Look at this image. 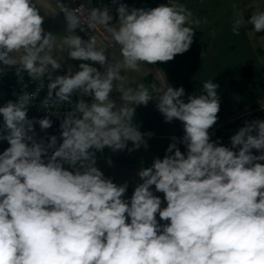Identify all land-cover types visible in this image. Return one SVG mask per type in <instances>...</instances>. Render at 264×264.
<instances>
[{
    "label": "clouds",
    "instance_id": "clouds-1",
    "mask_svg": "<svg viewBox=\"0 0 264 264\" xmlns=\"http://www.w3.org/2000/svg\"><path fill=\"white\" fill-rule=\"evenodd\" d=\"M56 3L63 35L45 30L34 0H0V75L15 68L38 82L0 106V142L8 144L0 152V264H264V119L245 121L224 146L209 132L220 111L213 80L186 101L183 86L133 87L125 75L188 51L201 19L178 0L151 8L112 0L115 19L90 0ZM246 23L264 32V11L247 21L237 13L233 34ZM77 30L94 34L83 39ZM67 60L80 63L65 70ZM45 81L46 115L30 118ZM150 101L184 134L140 168L126 198L128 182L107 178L96 154L138 150L153 134L142 133L134 116ZM52 116L62 117L59 139L38 138L35 126L52 128Z\"/></svg>",
    "mask_w": 264,
    "mask_h": 264
},
{
    "label": "crops",
    "instance_id": "crops-1",
    "mask_svg": "<svg viewBox=\"0 0 264 264\" xmlns=\"http://www.w3.org/2000/svg\"><path fill=\"white\" fill-rule=\"evenodd\" d=\"M49 1L54 5L51 0H34V3L47 9L50 8ZM120 2L136 8H151L160 4L158 0H120ZM226 19L216 26V30L212 32L203 48L196 46L193 41L188 51L176 55L169 62L142 65L139 72L125 73L130 85L135 87L138 83H144L146 86L153 84L159 86L167 81L173 87L183 86L186 91L184 99L187 101L188 94L199 95L202 83L213 80L219 85L217 92L220 97L218 121L214 126L254 107L264 105V85L256 86L258 81L264 79V69L257 64V76H255L252 65V76L248 80L242 77L246 63H252L253 59H259L264 55V50L261 48L256 50L257 56L253 54V47L246 39L248 32H253L256 36H264V32L257 34L254 30H248L244 26L241 27L239 34L235 35L231 31L232 21ZM98 46L102 45L98 44ZM107 52L111 57L120 58L118 48H107ZM191 52L195 53V57L191 55ZM113 96L119 102V94L113 93ZM134 123L139 126L142 133L151 132L153 134L151 137L145 136L144 144L138 150L132 151L133 154H143L142 156L125 154L126 151H122L124 154L121 156V151L117 155L110 150H103V152H97V157H109L120 167L127 163L140 170L141 167L137 165L138 162L134 158L147 157L150 158L149 162H153L155 157L163 158L166 148L171 143V138L173 136L180 138L184 133L182 123L179 120L165 122L152 101L147 106L141 105L136 108ZM178 146L181 151H184L183 145ZM128 147H132L131 142ZM103 153L106 156H102Z\"/></svg>",
    "mask_w": 264,
    "mask_h": 264
},
{
    "label": "rangeland",
    "instance_id": "rangeland-1",
    "mask_svg": "<svg viewBox=\"0 0 264 264\" xmlns=\"http://www.w3.org/2000/svg\"><path fill=\"white\" fill-rule=\"evenodd\" d=\"M178 2L184 4L190 11L193 12L195 17L201 19L202 23L198 28H195L194 30L195 35L193 38V40L195 39L201 41L203 39H207L208 41L212 32L216 30V26L226 18H227L226 20L233 21V18L237 15V13L242 14L243 17H245L246 14H249L251 16L253 13L257 11H264V0H178ZM48 5L50 8L47 9H43L41 8V6H37L40 9L41 15L45 16L43 27L45 28L46 31L52 32L54 34L63 35L66 27L64 17L62 14H59V8L55 3L54 5L56 7L50 1ZM248 33L249 34L248 37H246V39L249 40L250 42L249 45L253 47L252 49L253 54L257 56L256 54L257 49L261 48L264 50V36H256L253 32H248ZM77 34L80 35L83 39H85L78 31ZM103 34L105 38L106 34L105 33ZM108 48H113V47H108ZM259 59L252 60L255 76H257V69H256L257 64L260 66L261 69H264V55L263 57H259ZM79 63L80 61L67 60L65 65V70L67 64L78 66ZM93 66L97 67L98 69L100 68L98 64H94ZM65 70H58L57 73L55 74L63 75L65 74ZM2 75H0V82H2L1 80ZM7 147H8L7 142H0V152H2ZM104 150H110V149L105 148ZM125 151L127 152L125 154H131L133 156L143 155V154H139V155L133 154L132 152L129 153L127 150ZM118 152L120 151L113 153L118 155ZM123 152L121 151V156H123L124 154ZM134 160L138 162L137 165L139 167H148L151 166L152 164V162H149L150 158L147 157H136L134 158ZM96 166L104 173V175L107 178H111L115 183L122 184L124 182H128L129 187L126 193V198L131 196L132 191L136 186V184L141 182L138 176L136 175L137 172H135V171H139V169L138 167H135L133 165L126 163L122 167H120L111 158L109 157L105 158L100 156L97 157ZM157 195H160L162 197L163 194L157 193Z\"/></svg>",
    "mask_w": 264,
    "mask_h": 264
},
{
    "label": "built area",
    "instance_id": "built-area-1",
    "mask_svg": "<svg viewBox=\"0 0 264 264\" xmlns=\"http://www.w3.org/2000/svg\"><path fill=\"white\" fill-rule=\"evenodd\" d=\"M51 1L57 5L56 0H51ZM166 2L164 4H166ZM65 3H68L71 7H78L81 3H87V0H67ZM88 6L91 7L90 5ZM78 32L85 39H89L90 36L94 34L88 31L80 32L78 30ZM95 35L97 37V43L103 45L105 42L103 32L100 29H97ZM46 84H47V81H45V88L39 93L37 99L34 101L32 106H30L29 108L28 115L30 118L31 117L42 118L44 115H46L45 111L39 107L40 101L43 98H45L47 94ZM37 86H38V82L31 81L26 73H22L19 76L16 74L10 83L0 82V106H3V104L9 100H15L17 96L24 90L28 92L35 91ZM67 107L68 106L65 105L63 108L59 109V113L62 115L64 111L67 110ZM50 118L53 120L52 128L46 131H41L38 125L35 126L38 138L46 137L47 135H57L59 139V133H60L59 123L62 117L52 116ZM254 119H264V105L254 107L250 109L249 111L239 116H236L224 123L213 126V128L209 130L211 140L218 141L224 146H230V137L240 127L244 125L245 121H251ZM0 122H2V117H0ZM183 134L181 135V137L183 136ZM183 150L186 151L184 146H183ZM253 153L259 154L256 152V150H253Z\"/></svg>",
    "mask_w": 264,
    "mask_h": 264
},
{
    "label": "trees",
    "instance_id": "trees-1",
    "mask_svg": "<svg viewBox=\"0 0 264 264\" xmlns=\"http://www.w3.org/2000/svg\"><path fill=\"white\" fill-rule=\"evenodd\" d=\"M158 1L160 2V4H164L167 0H158ZM90 3H91L90 4L91 7H97V6H108V7H110L112 14L114 16V19H115V17H116V12H115L116 5L112 4V0H90ZM249 17H250V15L246 14V16L244 17L245 21H247ZM245 26L248 30H253V26L251 24L246 23ZM262 33L263 32L257 33V34H262ZM193 41H195L196 46H201L203 48L207 42V39H203L202 41L194 39ZM191 55L193 57H195V53L191 52ZM251 68H252V63L247 62L245 65V68L243 70V75H242V77L245 80H248L252 76ZM15 75H16L15 68H8V69H6L4 74L2 75L1 80L3 83H10L13 80V78L15 77ZM263 85H264V79H261L256 84V86H259V87L263 86ZM102 156H106V154L103 153Z\"/></svg>",
    "mask_w": 264,
    "mask_h": 264
}]
</instances>
